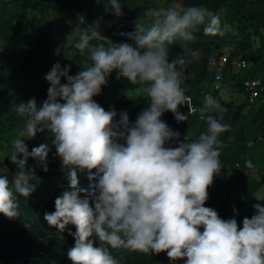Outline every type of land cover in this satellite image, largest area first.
<instances>
[{
    "label": "clouds",
    "instance_id": "clouds-1",
    "mask_svg": "<svg viewBox=\"0 0 264 264\" xmlns=\"http://www.w3.org/2000/svg\"><path fill=\"white\" fill-rule=\"evenodd\" d=\"M105 9L124 14L121 0H107ZM145 15L147 21L139 18L127 33L134 43L109 38L107 45L92 44L101 31L98 23L88 25L73 47L90 63L71 75L72 65L57 61L45 77L47 99L38 104L33 97L16 105L24 125L7 154L17 170L11 179L0 171V213L21 215L18 197L35 191V167L29 168L28 160L34 158L47 172L54 146L69 183L43 219L75 238L67 249L72 264H119L111 250L121 248L166 252L169 264H264V204H255L257 211L242 226L235 216L222 218L206 206L208 188L221 169L218 137L230 127L224 122L227 109L207 94L199 109L207 130L191 140H179L181 133L162 119L171 111L183 122L196 111L182 86L185 59L170 62L169 45L194 39L201 27L205 34L221 32L220 17L183 0ZM78 23L85 25L86 18L78 16ZM114 71L118 79L142 86L149 102L135 121L127 111L106 110L94 99ZM181 105L188 106L187 114ZM40 132L50 134L51 143L30 151L26 141ZM80 174L92 181L90 188L79 186Z\"/></svg>",
    "mask_w": 264,
    "mask_h": 264
},
{
    "label": "trees",
    "instance_id": "trees-1",
    "mask_svg": "<svg viewBox=\"0 0 264 264\" xmlns=\"http://www.w3.org/2000/svg\"><path fill=\"white\" fill-rule=\"evenodd\" d=\"M264 0H193L190 5L205 4L207 8L215 12L223 5H227L237 18V33L222 36L205 34L201 27L194 33V39L184 41L178 39L176 43L168 47V60L171 62L178 56L185 59V72L187 77L182 81L186 96L191 98L195 107L203 106L206 93L212 90L213 73L210 62L222 54L224 45H230L235 52H240L249 61V67L235 73L228 67L224 73L223 83H228L235 91L243 94L241 86L242 76L260 78L264 84V7L259 6ZM107 0H0V9L10 12V16L0 21V132L6 128H12L24 122V117L15 111L18 103L27 102L33 97L37 103L47 99V93H39L35 90L33 77L37 71V61L42 59L50 64L51 58L57 54L64 58L63 65L71 64V75L77 74L83 68L84 63H90L87 54L81 56L73 47L78 38L69 45H62L51 37L52 22L47 18L49 8L53 6L78 9L86 18L85 29L88 25L97 24L101 31V38L91 41L92 44L104 43L107 38L115 42L134 43L127 33L135 30L137 20L135 16L140 10L131 0H121L123 15L116 16L109 11L105 18L97 16L106 5ZM40 10V18L33 30V37L25 49L17 51V40L21 32L23 15L29 8ZM15 11L12 12V9ZM17 24L14 25V21ZM262 23L263 29L259 32V46L253 54L249 52L252 41L248 38L247 26L255 25L256 28ZM194 50L199 51L200 61L195 62L192 56ZM65 53H75L71 58ZM237 55L231 54L230 57ZM260 71L263 73L261 76ZM192 72V74H190ZM229 76V77H228ZM63 82H66V78ZM225 84V83H224ZM132 84L126 78H117L114 71L103 86L102 93L94 99L106 110L115 107L118 113L127 111L130 121H135V116L128 111V101L120 90H134L141 88ZM216 99L222 107L227 109L225 123L229 124L228 130L218 137L220 141L221 169L214 178L217 189L214 192L215 200L213 208L218 211L222 218L235 216L240 225L245 217H251L257 211L254 205L257 203L256 192L264 185V162L262 161L260 178L250 175L257 161L264 157V91L255 99L257 106L245 110L246 99L236 103L233 99L223 100L215 92ZM245 94V93H244ZM246 98H249L245 94ZM255 104V105H256ZM180 111L187 114V105H181ZM216 115V113H212ZM119 119V115L117 117ZM162 119L165 120L174 131H179V140L197 138L207 130V125L199 113L190 115L188 120L178 122L174 114L166 112ZM175 139V138H174ZM29 150L43 143H51L50 134L37 135L26 141ZM54 161L49 170L45 172L42 167L35 168V191L29 197L19 196L21 215L9 218L0 213V264H72L67 257V249L74 245L75 238L66 228L61 234L56 228L52 235L39 238L34 235L35 229H44L47 222L43 219L44 213L55 210V199L67 187L69 181L62 170L61 160L55 155L52 147ZM250 162V166L249 163ZM13 163L10 158H0V171L6 170L11 179L16 171L9 166ZM29 168H32L28 166ZM94 171V170H93ZM80 187L90 188L92 181L84 175H79ZM206 201V206L209 204ZM72 231L74 225H69ZM62 235V238H61ZM118 251V249H112ZM129 256L124 257L119 264H169L170 258L166 252L146 256L142 252L128 250ZM132 257L129 259V257ZM177 264H182L178 261Z\"/></svg>",
    "mask_w": 264,
    "mask_h": 264
},
{
    "label": "rangeland",
    "instance_id": "rangeland-1",
    "mask_svg": "<svg viewBox=\"0 0 264 264\" xmlns=\"http://www.w3.org/2000/svg\"><path fill=\"white\" fill-rule=\"evenodd\" d=\"M133 4L138 6L140 10L137 12L135 19L138 21L139 18L147 21L148 17L145 15L146 11L156 8L158 6H167L171 0H131ZM198 1V0H197ZM186 6H190L193 0H183ZM198 6H207L205 4H199ZM259 6L264 7L263 3L259 4ZM208 9V8H207ZM15 11V8L12 9V12ZM105 6L100 10V13H97V16L101 18H105L107 13ZM215 14L219 15L221 20V34L222 36L231 35L237 33V18L234 16L233 12L229 10L227 5H223L219 9H217ZM83 15V12L78 9H68L61 8L57 6H53L49 8V13L47 14V18L52 22V33L51 37L58 41L62 45H69L73 41H75L80 34L83 32V25L78 23V16ZM10 16V12L4 9H0V21L4 20ZM84 16V15H83ZM40 18V10L36 8H29L23 15V22L20 27V34L17 40V51L19 52L22 49H25L33 37V30ZM17 24V21H14V25ZM263 29L262 23L256 28L255 25L247 26L248 38L250 37L252 41V47L249 49V52L253 54L255 50L259 46V32ZM108 40V38L106 39ZM115 42V41H114ZM244 55L240 52H235L230 45H224L222 48V54L216 58L218 60L222 55ZM192 56L195 59L196 63L200 61V53L197 50L192 52ZM1 57V54H0ZM59 61L63 64L64 58L59 54H54L51 58L50 64H46L42 61V59H38L36 65L37 71L34 74L33 81L35 90L39 93H47L48 88L50 87L49 82L46 80V74L51 70L53 65ZM192 74V72H190ZM261 76L263 73L260 71ZM187 73L185 72V66L183 70L182 81H184L187 77ZM229 77V76H228ZM223 84V90L218 93V96L223 100H231L233 99L236 103H240L246 99L245 110L248 111L251 108L257 106L255 100H251L250 98H246L245 94H241L238 91H235L233 88L229 87L230 85L226 82ZM213 88V87H212ZM120 94L124 95L128 101L127 108L131 115L135 116L138 112L143 111L146 107H148V100L142 96V87L136 88L134 90H120ZM256 104V105H255ZM24 122L20 125H17L12 128H6L4 131L0 132V158L5 160L7 154L11 147V141L16 135L22 130ZM46 132H40L37 135H43ZM49 167L54 161L53 152H49L48 156ZM263 160L257 161L254 168H252L249 172L250 175L256 178H260L261 174V166ZM38 162L34 158H29L28 166L38 168ZM9 166L14 167L17 170V166L14 163L9 164ZM209 191V204L207 206L213 208V201L215 200V194L208 188ZM257 198V203L264 204V185L256 192L255 194ZM256 203V204H257ZM55 231L54 227L47 226L44 229H35L34 235L39 238H44L48 235H52ZM146 256L151 257V253H144ZM112 255L119 261H121L124 257H128L129 253L127 249H118V251H114ZM132 257L130 256L129 259Z\"/></svg>",
    "mask_w": 264,
    "mask_h": 264
},
{
    "label": "built area",
    "instance_id": "built-area-1",
    "mask_svg": "<svg viewBox=\"0 0 264 264\" xmlns=\"http://www.w3.org/2000/svg\"><path fill=\"white\" fill-rule=\"evenodd\" d=\"M249 61L244 58L242 55L230 57V55H222L218 60H213L210 62V69L213 73V84L212 90L207 92V94H211L213 97H216V91L219 93L223 90V79L224 73L226 72L228 67H231L232 71L238 73L247 67H249ZM241 86L243 92L252 100H255L259 97L264 91V84L260 78L252 77V76H242L241 77ZM189 97V96H188ZM191 99V98H190ZM192 108L196 109L195 113H201L198 107H194L191 103ZM209 189L213 192L217 189V184L213 182Z\"/></svg>",
    "mask_w": 264,
    "mask_h": 264
}]
</instances>
